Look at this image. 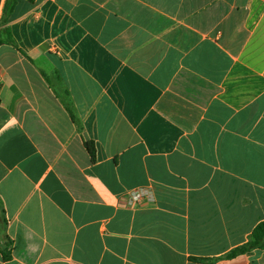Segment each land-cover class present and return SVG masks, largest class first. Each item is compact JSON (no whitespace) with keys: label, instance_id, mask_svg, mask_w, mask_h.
Masks as SVG:
<instances>
[{"label":"crops","instance_id":"0c3cea01","mask_svg":"<svg viewBox=\"0 0 264 264\" xmlns=\"http://www.w3.org/2000/svg\"><path fill=\"white\" fill-rule=\"evenodd\" d=\"M9 28L0 264H264L228 257L264 223V0H19Z\"/></svg>","mask_w":264,"mask_h":264},{"label":"trees","instance_id":"16d2710c","mask_svg":"<svg viewBox=\"0 0 264 264\" xmlns=\"http://www.w3.org/2000/svg\"><path fill=\"white\" fill-rule=\"evenodd\" d=\"M19 0H5L2 15L0 19V46L3 44H13V37L9 28V22L14 8ZM88 150L94 158V147L90 143H86ZM3 213H1L2 215ZM2 223L6 224L5 218L2 216ZM5 235V232H2ZM256 248H264V223H261L252 233L250 241L232 251L228 257H234L239 254H244ZM7 257V256H6Z\"/></svg>","mask_w":264,"mask_h":264},{"label":"built area","instance_id":"2783aa9c","mask_svg":"<svg viewBox=\"0 0 264 264\" xmlns=\"http://www.w3.org/2000/svg\"><path fill=\"white\" fill-rule=\"evenodd\" d=\"M130 198L134 201H142L144 200L145 198H149L150 201H152V197L149 193V190L148 189H139V190H136L134 192L131 193V196Z\"/></svg>","mask_w":264,"mask_h":264},{"label":"water","instance_id":"95a60500","mask_svg":"<svg viewBox=\"0 0 264 264\" xmlns=\"http://www.w3.org/2000/svg\"><path fill=\"white\" fill-rule=\"evenodd\" d=\"M1 4H2V0H0V7H1Z\"/></svg>","mask_w":264,"mask_h":264}]
</instances>
